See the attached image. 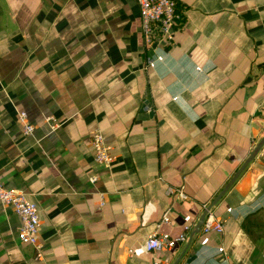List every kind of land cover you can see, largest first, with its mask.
Here are the masks:
<instances>
[{
	"label": "crops",
	"instance_id": "obj_1",
	"mask_svg": "<svg viewBox=\"0 0 264 264\" xmlns=\"http://www.w3.org/2000/svg\"><path fill=\"white\" fill-rule=\"evenodd\" d=\"M174 1L152 69L136 0H0V180L36 203L41 247L0 203V264H264V146L211 208L222 233L188 245L264 136V0ZM163 217L171 237L192 227L171 256L146 248Z\"/></svg>",
	"mask_w": 264,
	"mask_h": 264
},
{
	"label": "built area",
	"instance_id": "obj_2",
	"mask_svg": "<svg viewBox=\"0 0 264 264\" xmlns=\"http://www.w3.org/2000/svg\"><path fill=\"white\" fill-rule=\"evenodd\" d=\"M139 10L140 32L144 49L146 51L147 68H155L162 63L168 54L170 47L174 43L175 31L179 29L181 15L177 11L174 0H136ZM196 70H199L198 68ZM17 120L22 126V132L25 136H30L33 132V126L28 122L27 113L17 112ZM91 143L94 149V161L105 167H110L114 157L111 153V147L105 142L100 131L91 134ZM95 179L92 177L91 181ZM170 195H176L180 199H185L182 189H169ZM0 203L10 207L19 220V230L17 238L23 245H30L37 251L40 257L41 247L38 244L40 220L37 205L29 201L21 191L6 188L0 180ZM207 206H203V210ZM162 223H169L167 217L155 225L154 232L148 236L146 248L155 253L172 252L177 245L185 243L188 239L191 226H185L182 233L176 237L160 231ZM223 219H219L212 211L208 210L200 231L204 234L211 232L222 233ZM154 264H161L155 262Z\"/></svg>",
	"mask_w": 264,
	"mask_h": 264
},
{
	"label": "water",
	"instance_id": "obj_3",
	"mask_svg": "<svg viewBox=\"0 0 264 264\" xmlns=\"http://www.w3.org/2000/svg\"><path fill=\"white\" fill-rule=\"evenodd\" d=\"M264 146V136L260 139V141L257 143V145L254 147L252 152L250 153L249 157L244 161V163L240 166V168L236 171V173L233 175V177L230 179V181L223 187V189L218 193V195L213 199V201L207 205L206 209H204L194 225L190 236L188 245L192 239V237L200 232L201 226L203 225L205 216L211 208H213L217 202L227 193V191L230 189V187L233 185V183L237 180V178L240 176V174L243 172V170L253 161V159L256 157V155L259 153V151ZM188 247V246H187ZM179 260L175 261L173 264H178Z\"/></svg>",
	"mask_w": 264,
	"mask_h": 264
},
{
	"label": "trees",
	"instance_id": "obj_4",
	"mask_svg": "<svg viewBox=\"0 0 264 264\" xmlns=\"http://www.w3.org/2000/svg\"><path fill=\"white\" fill-rule=\"evenodd\" d=\"M164 253H166L165 251H164ZM167 255H170L171 256V252H168V253H166ZM169 259V257L167 258V260Z\"/></svg>",
	"mask_w": 264,
	"mask_h": 264
}]
</instances>
